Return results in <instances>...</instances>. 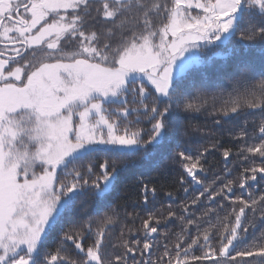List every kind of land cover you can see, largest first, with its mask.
<instances>
[{"label": "snow or ice", "instance_id": "obj_1", "mask_svg": "<svg viewBox=\"0 0 264 264\" xmlns=\"http://www.w3.org/2000/svg\"><path fill=\"white\" fill-rule=\"evenodd\" d=\"M201 52L214 76L190 74ZM205 113L242 120L229 135L253 161L219 188L198 173L223 148L230 175L231 148L185 139ZM139 168L203 191L140 218L116 202ZM152 183L135 182L144 205ZM262 186L264 0H0V264H264Z\"/></svg>", "mask_w": 264, "mask_h": 264}, {"label": "trees", "instance_id": "obj_2", "mask_svg": "<svg viewBox=\"0 0 264 264\" xmlns=\"http://www.w3.org/2000/svg\"><path fill=\"white\" fill-rule=\"evenodd\" d=\"M231 45H228L226 48L214 49V51H227V48H230ZM235 55V52L233 53ZM240 55L246 56L248 59L259 61L260 52L257 49H249L247 53L240 50ZM210 53L201 52V63L199 66H195L194 69L190 70V74L194 71L207 72L210 76L215 75V66L223 63L222 59L217 57L214 58L212 62V66L210 67L208 64ZM183 115V114H181ZM215 117L209 116L208 113L204 115L193 114V118L189 120H184V123L191 124L192 127L189 128V136L185 137V139L189 140V147L195 150L196 148H200L202 150L203 147L207 146L210 141L205 138V134L214 133L216 138L219 139L225 148H231L233 152V156L229 158L228 168H230L231 174L225 175V163L224 158L222 156L223 148L213 152L211 155L207 157V164L205 167L208 171L198 173V179L201 180V184L204 187L215 186L219 188L220 184L218 181V177L223 180V182H227L228 180H239L240 173L243 171L244 167L250 166L253 162L252 160L247 163H241L235 153L237 150L242 147V144H237L229 135V129H232L234 132L239 131V124H242L243 121L232 122L229 121L224 123L222 127H215L213 125V120ZM251 117L249 120L251 121ZM199 127L201 129L200 132H195V128ZM252 131V128L249 127V132ZM258 132V129H257ZM249 143H259V140L249 141ZM255 163H259L258 158H253ZM144 172V176L140 177L138 175L139 172ZM133 172L137 173L135 176L129 174L125 178V184L121 186L120 191L117 193L120 200L116 201L117 203L126 204V210L129 213L139 214L140 218H147L150 213L153 212H163V214L167 215V209L171 208L172 210L178 211L183 207L185 203H191L193 199L199 192L203 191V188L200 185H195L191 183L190 178H188V183H186L183 187L179 184V173L174 170H169L165 168L161 169H146L139 168L133 169ZM186 175V174H185ZM138 179L151 180L153 183L149 185V187H156L157 194L156 198L153 200L150 196V202L147 205L143 204L142 197L139 196V189L135 187V182ZM185 188L188 189L187 193H185ZM238 188V185H237ZM167 193H172L171 199L166 195ZM264 193V186L261 187L259 191L254 193L255 196H259ZM237 195H239V191H237ZM247 195V193H245ZM139 201V202H138ZM203 206L200 208V212L206 211L208 207V202L202 198ZM199 215V212H197ZM222 215V214H221ZM140 219L135 221L133 225L131 221H129L130 227L138 228L140 227ZM178 224L179 221H176ZM169 228L172 229L173 225H169ZM176 232H179V228L176 227L174 229ZM222 231V228L220 229ZM219 232H217V235ZM49 243H52V238H50ZM87 241L85 242V246H87ZM239 250V249H238ZM195 255H199L200 252L197 250ZM234 254V253H233ZM239 259V258H238ZM251 259V258H249Z\"/></svg>", "mask_w": 264, "mask_h": 264}]
</instances>
